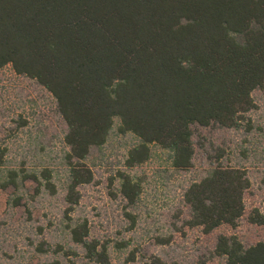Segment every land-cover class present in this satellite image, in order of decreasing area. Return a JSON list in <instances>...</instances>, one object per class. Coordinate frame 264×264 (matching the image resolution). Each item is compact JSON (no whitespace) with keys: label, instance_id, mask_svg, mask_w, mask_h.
<instances>
[{"label":"trees","instance_id":"trees-1","mask_svg":"<svg viewBox=\"0 0 264 264\" xmlns=\"http://www.w3.org/2000/svg\"><path fill=\"white\" fill-rule=\"evenodd\" d=\"M8 66L52 96L66 127L63 190L71 245L38 242L34 251L51 256L48 264H111L114 252L127 248L123 241L92 238L87 220L69 216L79 189L94 181L88 161L112 134L134 139L125 170L114 179L129 209V230L142 194L135 171L154 148L175 172L191 171L197 151L207 161L204 174L183 190V226L210 235L246 218L264 229V207L246 216L247 168L225 163L226 152L214 140L218 131L240 133L234 153L245 161L264 143V125L253 117L259 111L253 94L264 93V0H0V70ZM6 157L0 143V192L12 190L9 208L22 207L26 182L36 195L56 193L51 171L8 169ZM214 257L264 264V240L245 244L220 235ZM134 258L131 251L125 263ZM150 264L167 262L154 256Z\"/></svg>","mask_w":264,"mask_h":264},{"label":"rangeland","instance_id":"rangeland-1","mask_svg":"<svg viewBox=\"0 0 264 264\" xmlns=\"http://www.w3.org/2000/svg\"><path fill=\"white\" fill-rule=\"evenodd\" d=\"M253 97L259 109L253 117L257 121L259 117V123L264 125V93L255 92ZM65 133L66 127L49 93L34 81L16 75L10 66L0 70V143L7 148L6 168L39 172L48 169L56 192L36 195L35 185L26 182L22 207L18 209L7 206L11 189L0 192V264H48L51 256L34 251L38 242L45 241L52 247L71 245L65 229ZM202 135H208V131ZM214 140L226 152L225 163L240 162L251 176L252 189L245 198L246 216L254 208H263L264 143L258 156L245 161L234 153L243 142L240 133L218 131ZM133 142L132 137L112 134L105 147L93 153L87 164L94 172V181L79 189V205L69 214L74 220H87L92 238L127 243L124 251L114 252L111 264H150L154 256L167 264H224L223 259H211L218 236L236 235L245 244L264 240V229L248 224L246 218L235 229L225 226L210 235L183 226V190L197 181L208 166L205 158L198 157V151L191 171L175 172L166 154L153 149V158L135 171L142 181V194L132 211L136 224L129 230L130 221L125 215L129 209L125 208L114 179L125 170V156ZM166 239L169 244H161ZM131 251L135 258L125 263Z\"/></svg>","mask_w":264,"mask_h":264}]
</instances>
